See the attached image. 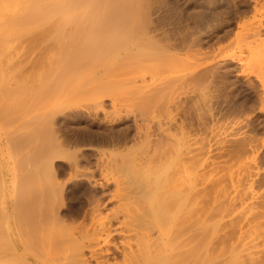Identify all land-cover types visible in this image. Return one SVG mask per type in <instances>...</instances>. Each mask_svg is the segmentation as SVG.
I'll use <instances>...</instances> for the list:
<instances>
[{
	"label": "bare ground",
	"instance_id": "obj_1",
	"mask_svg": "<svg viewBox=\"0 0 264 264\" xmlns=\"http://www.w3.org/2000/svg\"><path fill=\"white\" fill-rule=\"evenodd\" d=\"M170 1L0 0V57H2V53L6 57L9 53L8 58L10 59L6 63L4 60L8 58L2 57L3 60H0L2 62L0 63V120L2 118L6 120V117L12 116L14 121L17 120L14 123L19 122L17 129L6 133V135L9 134L7 138L11 145H8V148L13 146L16 148V151L13 147V150L10 149L11 151L8 153L18 157L17 154L21 150L22 154L20 153V155L23 156L22 158L18 157L16 161L15 158L12 159L14 155H8L11 156V162L12 160L17 162V166H15L17 170H15L18 172L17 175L13 174L16 178H13L15 182L12 193L9 194L0 150V264H264V250H260L261 247L264 249V245L262 246L264 244V228L261 230L260 225L255 226L254 222H250L255 230L259 228L258 231L253 232L256 233L254 236L253 233L251 234V231L254 230L252 226L249 228H252L250 231L246 230L250 233L243 231L241 218L238 219V222H241H239L240 226L237 223V225L234 224L236 222L233 219L235 214L230 218L234 222H230L231 224L225 222V218L227 219V216L231 215H224L225 211L232 209L230 207L234 206L239 199L243 205L247 203L244 201H248L244 199H249L247 196L251 197L250 200L256 198L255 182L250 175L252 171L245 175L243 174L246 172L245 168L242 169L241 166V170L238 171L242 173L236 172L242 176L245 175L246 178L242 180L243 177L239 175V178L236 179L237 173L235 176L233 174L235 171L231 173L230 170L232 167L234 169L238 166L237 164L235 167L233 164L232 167L228 165L227 167L225 164V168L221 164L220 168L215 162L217 171L218 168L220 170L223 168L225 173L222 170V174L224 173L228 177L224 174L214 173L215 164L214 161L211 162V155L214 154H211L208 146L199 147L201 149L197 150V154L195 151L199 148L191 147L187 137L189 131L185 132L187 126L184 125L186 123L179 125L175 122L174 118L176 117L170 116L171 113L173 115L170 107L180 108L177 107L178 105L171 106L174 105L172 97L179 85L185 86L189 81L196 84L197 80L203 83L198 85L197 82V87H199H194V90L195 88L198 90L207 81L210 68L203 67V64L196 65L197 62L191 60V54L197 51L203 55L202 48L204 50L205 46L209 47L211 41L203 40L200 36L197 37V34L196 37L194 36L195 31L204 29L208 24L209 13L208 15L204 12L192 14L184 9L177 11V8H182L187 3H195L199 9L203 8L207 4L206 0L203 2L200 0H174L175 5L173 6L172 3L169 4ZM255 3L257 2L255 1ZM262 4L260 8L264 5ZM208 6H210L209 3ZM237 7L235 15H232L237 16V19L244 16L247 11L250 12V8L248 9L247 6ZM254 8L252 9L254 10ZM262 12L260 15L264 17V12ZM170 16L176 17V19L173 23L166 24ZM183 19L193 21L194 27L191 29V26L187 28L183 26L182 30L180 24ZM261 20L263 19L261 18ZM166 25L172 26L175 30L166 32L163 29ZM185 25L188 26V24ZM261 26H263L261 23L259 28H254L256 27L254 26V29H250L248 26V34H251L250 38L247 35L245 38L255 39L247 41L248 47L250 43L252 46L254 45L253 48L252 46L248 48V50L251 48L250 54L256 53L255 46L258 47L255 49L257 51L259 47H261L259 51L264 48V28ZM231 27L228 29H233ZM228 29H218L219 31L213 33L215 34V43L221 39L226 40L231 31ZM261 37L263 38L262 44L259 40ZM254 41L258 42L257 45L254 44ZM9 43L13 45V48L9 47ZM7 49H13L14 52L8 51L7 53ZM259 51L257 53H260ZM5 52L6 54H4ZM250 54L249 56H252ZM261 57L263 59L264 55ZM254 59L258 64L256 58ZM248 60L246 59V61ZM191 61L193 62L191 63ZM253 62L251 59L250 65ZM2 64L4 65L2 66ZM214 66L211 65V72L213 68H216ZM176 67L179 69L182 67V70L180 69V71ZM173 69L175 74H178L179 71L183 73L179 72L178 76H170L173 74ZM147 70H149L148 74H157L159 77L156 75L158 78L155 79V75H153L150 79L151 83H148L145 76L138 75L142 74L139 71ZM167 71L170 72V77L167 76ZM165 74L166 76H164ZM136 75L140 79H136ZM188 85L190 88L193 87V85ZM205 91V95H208L209 92ZM197 92L200 93L199 90L195 91L196 94ZM124 95H127L128 98L124 101L127 103V100L130 99L132 103L126 110L121 111L119 108L121 103L118 102ZM176 97L178 96L175 95V102ZM107 99L110 101L111 108L109 109L106 107ZM202 99L204 100V98ZM172 102L173 104H171ZM65 108L66 110L69 108L64 112L65 114L63 113L66 116L68 111L69 116L76 118L83 116L98 118L101 113L104 120L112 124L122 122L132 115L133 122L137 126L136 137L131 139L135 143L132 145L136 146L135 149L133 147L127 150L129 144H126L127 147H125L122 141L119 144V136L115 143L116 145L122 144L125 148L122 149L119 146L122 150L114 148L115 151H112L113 148H111L112 152L109 153L104 150L98 151V148L96 151L97 146L95 147L94 143L89 142L90 140L89 144L81 143L86 146L83 149L85 153L86 151H91V153L95 151V158L98 162L96 167L100 170L97 171L101 174L102 182H105V185L102 186H106L105 188L114 187H112L114 190L110 192L111 195L109 194V201H107L109 203L106 208H104L105 206L102 208L103 205L100 206L101 198V200L93 198L91 203L89 202L90 206L88 205L89 208L82 224L84 228L79 226L84 230H80L76 225H73V229L72 225H69L71 229L66 227L67 222L64 221L65 218L61 221L59 212L60 206L64 205V200L62 199L63 187L61 183H58L56 163L68 161L75 164L78 162V154L81 152V150L72 152L73 147L70 149V146H64L61 143L62 137L59 139V133V137L57 136L54 121L57 119V113L61 116L62 110ZM166 110L171 112L167 114H170L168 116L172 118L169 117L167 122L164 118L165 122H163L161 117H168L165 113ZM12 120L9 121L12 122ZM9 121L5 123H9ZM5 123L1 126H4ZM5 127L8 128L7 125ZM178 130L180 132H177ZM108 134L106 137H100L101 140L98 139V142H102L101 144L110 142L112 138L108 137ZM125 137V141H127V136ZM255 137L254 135L250 139H257ZM113 138L115 139V137ZM124 139L122 140L124 141ZM236 139L238 140V138ZM236 139L232 144L241 148L243 146L252 147L250 143L255 142L254 139H251L253 142L249 143V137H245V139L242 137L239 141ZM225 140L223 138L221 143L223 144ZM115 143L105 144L115 147ZM230 143L228 142V145ZM247 147L246 149L250 148ZM231 150L228 153H231ZM245 150L242 149V151ZM80 154L83 155L82 152ZM213 158L212 156V160ZM235 159L237 160V158ZM208 164L214 165L213 174L208 175L205 171L209 168ZM211 170L213 171V169ZM227 170L232 175L228 174ZM93 179L95 180V178ZM102 186L100 187L102 188ZM62 200L63 202H61ZM10 202H13L12 208L9 205ZM60 202L62 204L59 205ZM259 204L261 203L259 202ZM263 205L264 203L257 208H264ZM246 208L250 213L257 210L254 204H250ZM235 210L228 212L235 213ZM263 213L261 212L260 216ZM63 221L65 224H62ZM84 223H88L90 228H87ZM227 223L230 224L229 227ZM257 223L259 222H256V225ZM228 228L231 229L229 232H227ZM236 236H238L237 240L231 243L236 239ZM40 239L44 243L41 244ZM258 239L261 241H257ZM40 244L43 247L35 248ZM36 253L37 256H35Z\"/></svg>",
	"mask_w": 264,
	"mask_h": 264
},
{
	"label": "rangeland",
	"instance_id": "obj_2",
	"mask_svg": "<svg viewBox=\"0 0 264 264\" xmlns=\"http://www.w3.org/2000/svg\"><path fill=\"white\" fill-rule=\"evenodd\" d=\"M174 0H171L170 2H169V4L170 3H172V6L173 5H175V3L173 2ZM207 1V4H206V6H207V8H205V7H203V8H200L199 9V7H197L196 5H195V3H187V4H185V6H182V8L181 7H179V8H177L178 10L177 11H180V10H182V9H184V10H186L188 13H200V12H204V13H206L207 15H208V13L210 14L209 16H210V18H208V16H207V18H208V24L204 27V29L202 28L201 30H199L198 29V32H200V33H198L197 31H195L194 32V36L196 35L197 37H199L200 36V38L201 39H203V40H211L210 41V43H209V47L207 46H205L204 47V50H203V48H202V51L201 52H203L204 54V56L202 55V53H198L197 51H195V52H192V54L193 55H195L196 56V59H195V56L192 58V54H191V60H193L195 63L197 62V64L196 65H200V64H203L204 66L203 67H206L207 69H208V67L210 68L209 69V72H210V74H208L207 75V77L209 76L212 80V82L209 80L210 78L208 77V79H207V81L205 82V86L204 85H202V86H200V89H198L199 90V92L200 93H198L197 92V94L195 93V91H198V90H196V88H198L197 87V84L198 85H201V84H203V83H201V82H198L197 80L195 81V83L196 84H194V82H191V83H193V84H191L190 83V81H189V83L188 84H190V85H193V89L192 88H190V86L187 84V82H186V84L189 86H187V85H185V86H178V90H176V91H180V92H176L175 91V95L176 96H178V97H176V102H175V95H173V97H172V100H173V102H174V105H171V106H173V107H176V105H178L177 107H180V108H171L170 107V110L171 111H173V115H172V113L169 111V110H166L165 111V113H166V115L168 116V115H170V114H167V113H171V115L170 116H173V118L174 117H176V118H174L175 119V122H177V124H182L183 123V125L186 123V125H184V126H187L186 128V130H185V132H187V131H189V132H187V137H188V139L190 140V144H191V147L193 148V149H196L197 147L199 148V147H203L204 145V147H206V146H208L207 148H209V150L211 151V154H214V155H211V162H213L214 161V164H215V162H216V164H217V166H221V164H222V166H224V168H225V164H226V166L228 165L229 167L231 166L232 167V164H233V166L235 167V165L237 164L238 166H236L234 169H233V167H232V170H230V169H228V168H226V169H228V170H230L231 171V173L233 172V171H235V172H233V174H235V176H236V173L238 172V173H240L241 171H238V170H241V166H242V169H244L245 168V170L244 171H246V172H244L243 174H247V173H250L251 171H252V173H250V175H252V180L255 182V184H254V193H256V198L255 199H252V200H250V196H247V197H249V199H244V200H248V201H244L243 199V201L246 203H248V205H250V204H254L255 206H256V208H257V206L259 207V205H262V203H264V190H263V188H264V99H262V98H264V97H262V96H264V76H262V75H264L263 74V72H264V62H260V61H264V57H263V59H261L262 57L261 56H263L264 55V52H262L263 50H264V48H263V46L262 45H260V44H262V40H263V38L261 37V39L259 38V40H260V44H259V46H262V48H263V50H260L259 51V49L261 48V47H259V49H258V51L261 53H257L258 51L257 50H255L256 48H258L257 46H255L254 48V51H256V53L254 54V53H252V54H250L251 53V51L249 52V50H251V48L248 50V48L250 47V46H252L251 44L252 43H250L249 45V47H248V43H247V41L248 42H250V40H252V39H249L250 38V34H248V32H249V27H250V29L252 28V29H254V28H259V26H260V23L264 26V17H262L260 14H261V12L263 11L264 12V1L263 0H206ZM213 1H214V3H213ZM249 3H248V2ZM254 1V2H253ZM255 1L257 2V3H255ZM200 2H203V0H200ZM259 2H261V3H259ZM262 2H263V4H262ZM174 3V4H173ZM199 3V2H198ZM208 3H209V5L211 6H208ZM212 3V4H211ZM255 3V4H254ZM258 3H259V5H258ZM192 4V5H191ZM238 4H242L241 6L240 5H238ZM249 4V5H248ZM261 4L263 5L261 8H260V6H261ZM216 5V6H215ZM239 6V7H246L247 6V8L249 9L250 8V12L249 11H247L246 12V14H244V12H243V14H244V16H240L238 19H237V16H232V15H235V11H236V9L238 8L237 6ZM251 5V6H250ZM259 7H258V6ZM217 7L218 9H216L215 7ZM250 6V7H249ZM256 6H257V9H256ZM208 7H209V9H208ZM213 7V8H212ZM253 7H255L254 8V10L252 9ZM205 8V9H204ZM221 8V9H220ZM203 9V10H202ZM212 9V10H211ZM223 9V10H222ZM263 9V10H262ZM217 10V11H216ZM261 10V11H260ZM222 11H224V12H222ZM253 12V13H252ZM259 12V13H258ZM262 12V13H263ZM218 13V14H217ZM221 14V16H220V14ZM248 13V14H247ZM182 14V13H181ZM242 14V13H241ZM240 14V15H241ZM253 16H252V15ZM250 15V16H249ZM248 16V17H247ZM264 16V15H263ZM233 17H235V18H233ZM252 17H254V18H252ZM258 17V19H256ZM184 18V17H183ZM261 18L263 19V20H261ZM176 19V17H169V21H167L166 22V24H168V23H173L174 22V20ZM240 19V20H239ZM243 19V20H242ZM254 19H255V21H254ZM168 20V19H167ZM184 20H186V21H184ZM230 20V21H229ZM237 20V21H236ZM239 20V21H238ZM236 21V22H235ZM262 21V22H261ZM182 23L180 24V27L182 26V30L184 29V27L183 26H186L185 28H187V27H190L191 29L194 27V23H193V21H189V20H187V19H183L182 21H181ZM260 22V23H259ZM220 23H221V26H220ZM185 24H188V26L187 25H185ZM251 25V26H250ZM167 26V27H166ZM163 29L166 31V32H168V31H170V30H172V31H174L175 30V28H173L172 26L170 27V26H168V25H166ZM208 26V27H207ZM232 26V27H231ZM238 26V27H237ZM249 26V27H248ZM254 26H256V27H254ZM263 26H261L262 28H264ZM213 27H215V28H213ZM217 27V28H216ZM220 27V28H219ZM233 28V29H228V28ZM245 29H244V28ZM254 27V28H253ZM260 27V28H261ZM171 28V29H170ZM206 28V29H205ZM223 28V29H222ZM217 29V30H216ZM227 30L228 29V31L229 30H231L229 33H228V35H227V37H226V40L225 39H221V40H219V41H217L216 43H215V40H214V35L215 34H213V33H215V32H217V31H219V30ZM244 30H246V31H244ZM248 30V31H247ZM243 31V33H241ZM224 32V31H223ZM202 34V35H201ZM213 34V35H212ZM231 35V36H230ZM234 35V36H233ZM247 35V37H249V38H245V36ZM195 36V37H196ZM229 36V37H228ZM242 36H244V37H242ZM263 37H264V32H263ZM239 38V39H238ZM245 38V39H244ZM252 38V37H251ZM254 38H257V37H254ZM242 39V40H241ZM249 39V40H248ZM239 40V41H238ZM244 40H246L245 42H244ZM253 40H255V39H253ZM252 40V41H253ZM241 41V42H240ZM237 44H236V43ZM240 42V43H239ZM255 42V41H254ZM264 42V41H263ZM12 43V42H11ZM11 43H9V47L10 48H13V45L11 44ZM213 45H212V44ZM235 43V44H234ZM247 43V44H246ZM256 43H258V42H255L254 44H256ZM12 46H11V45ZM232 44H234V45H232ZM241 44V45H240ZM247 46H246V45ZM219 45V46H218ZM239 45H240V49H239ZM257 45V44H256ZM210 46H211V48H210ZM254 46V45H253ZM253 46H252V48H253ZM9 48V49H10ZM197 48V47H196ZM209 48V49H208ZM9 49H7V53H8V51H11L12 53L14 52L13 51V49H11V50H9ZM198 49V48H197ZM211 50V51H210ZM242 50H244V51H242ZM246 50H248V51H246ZM253 50V49H252ZM194 51V50H193ZM253 51V52H254ZM211 52V53H210ZM246 54H245V53ZM198 53V55H196ZM244 56H242L241 54ZM250 55H252V56H249V54ZM4 54H6V52L4 53ZM207 54V55H206ZM213 54V55H212ZM254 54V55H253ZM263 54V55H262ZM8 56L6 57L5 55H3V53L1 54V56L3 57V58H8L9 57V53L7 54ZM12 54H10V56H11ZM248 55V56H247ZM257 57H256V56ZM203 56V57H202ZM212 56V57H211ZM240 56H242L241 58H240ZM246 56V57H245ZM2 57H0V60H3V59H1ZM12 57V56H11ZM10 57V58H11ZM211 57V58H210ZM248 57V58H247ZM251 57V58H250ZM256 58V61H257V63L258 64H256V62H255V59L254 58ZM198 58V59H197ZM245 58V59H244ZM259 58H260V61H259ZM12 59H13V57H12ZM201 59V60H200ZM246 59L249 61H246ZM251 59H252V61H254L253 63H251V65H250V61H251ZM8 60V62L10 61V59L8 58V59H5L3 62L4 63H6V61ZM214 62H213V61ZM193 61H191V63L193 62ZM243 61V62H242ZM260 63H259V62ZM199 62V63H198ZM219 62V64H217ZM247 62V63H246ZM0 63H2L1 61H0ZM195 63H193V64H195ZM213 63V64H212ZM214 63H216V64H214ZM240 63V64H239ZM7 64H9V63H7ZM11 64V63H10ZM249 64V65H248ZM255 64V65H254ZM260 64V65H259ZM4 64H2V66H3ZM211 65H212V67L214 66V67H216V68H213V70H215V71H213L212 70V72H211V69H212V67H211ZM262 65V66H261ZM193 67H196V66H194L193 65ZM192 67V68H193ZM219 69H218V68ZM229 67V68H228ZM239 67V68H238ZM249 67H251V68H249ZM262 67V68H261ZM176 68H178V67H176ZM182 68V67H181ZM180 68V69H181ZM224 68V69H223ZM245 68V69H244ZM179 69V68H178ZM179 69V70H180ZM218 69V70H217ZM249 69H251L250 70V72H249ZM262 69V70H261ZM170 70H172V69H170ZM177 70V69H176ZM178 70V71H179ZM182 70V69H181ZM180 70V71H181ZM168 71H169V69H168ZM167 71V72H168ZM177 71V72H178ZM179 71V72H180ZM140 73H142V74H138V75H143L142 77H146V79H147V81H149L148 83H151L150 81V79H151V77L153 76V75H155L154 76V78L156 79V78H158L159 76L157 75V74H152V73H149L148 74V72H149V70H147V71H139ZM138 72V73H139ZM175 72V70L173 69V74L172 75H170V76H178V74H179V72H178V74H175L174 73ZM244 72V73H243ZM253 72V73H252ZM137 73V72H136ZM169 73L170 72H168V73H166L167 74V76H169ZM180 73H183V72H180ZM215 74V75H213V74ZM152 74V75H151ZM166 74L164 75V76H166ZM217 74V75H216ZM138 75H136L137 76V78L136 79H140L139 77H138ZM146 75H148V76H146ZM151 75V76H150ZM158 77H157V76ZM133 76H135L134 74H133ZM150 76V77H149ZM163 76V77H164ZM169 76V77H170ZM141 77V78H142ZM214 78V79H213ZM153 81V80H152ZM214 81V82H213ZM198 82V83H197ZM210 82V83H209ZM201 83V84H200ZM256 83V84H255ZM258 83V84H257ZM209 84H210V86H209ZM181 85H182V83H181ZM196 85V86H195ZM207 85V86H206ZM220 85V86H219ZM224 85V86H223ZM194 87H196L195 88V90H194ZM203 87V88H202ZM219 87V88H218ZM260 87V88H259ZM180 88V89H179ZM205 88H207V89H205ZM245 88V89H244ZM184 90V91H182V90ZM202 89H205V90H202ZM225 91H224V90ZM194 90V91H193ZM223 90V91H222ZM190 93H189V92ZM194 93H193V92ZM202 91H203V93H202ZM204 91L207 93V92H209L208 93V95H205V93H204ZM183 92V93H182ZM221 92V93H220ZM224 92V93H223ZM258 92V93H257ZM261 92V93H260ZM182 93V94H181ZM185 93V94H184ZM192 93V94H191ZM190 94V95H189ZM195 94V95H194ZM259 94H260V96H259ZM198 95V96H197ZM202 95H205L204 97L202 96ZM184 96V97H183ZM196 96H197V98H196ZM200 96V97H199ZM209 96V98H207ZM226 96V97H225ZM189 97V98H188ZM220 97V98H219ZM225 97V98H224ZM229 97V98H228ZM124 98V99H123ZM174 98V99H173ZM193 98V99H192ZM202 98H204V100L202 99ZM207 98V99H206ZM212 100H211V99ZM228 98V99H227ZM125 99H128L127 98V95H124L123 97H121V101L119 100V102L118 103H121V104H119V105H121V106H119V108L121 109V111L122 110H126L130 105H131V101H130V99L129 100H127V103H126V101H124ZM183 99V100H182ZM192 99V100H191ZM251 99V100H250ZM194 100V101H193ZM201 100H203V101H201ZM207 100V101H206ZM211 102H210V101ZM186 101V102H185ZM200 101V102H199ZM208 101H209V103H208ZM110 101L107 99L106 100V107L109 109V108H111L110 107V103H109ZM173 102L171 103V104H173ZM202 102H203V104H202ZM205 102V103H204ZM207 102V103H206ZM239 102V103H238ZM245 102V103H244ZM128 103H130V104H128ZM176 103V104H175ZM180 103V104H179ZM191 103V104H190ZM192 104H193V106H192ZM209 104V105H208ZM241 106H240V105ZM109 105V106H108ZM122 105H124V106H122ZM180 105V106H179ZM243 105V106H242ZM248 105V106H247ZM253 105V107H251ZM192 106V109L190 108ZM204 106V107H203ZM207 106V107H206ZM209 106V107H208ZM234 106V107H233ZM65 107V106H64ZM63 107V108H64ZM211 107V108H210ZM233 107V108H232ZM237 107V108H236ZM246 107V108H245ZM251 107V108H250ZM187 108V109H186ZM202 108H204V109H202ZM207 108H209L208 110H207ZM179 109H181V110H179ZM182 109H184V110H182ZM198 109V110H197ZM251 109V110H250ZM67 110H69V108H67ZM66 110V108L64 109V110H62L63 112L61 113L62 115L60 116V114L59 113H57L56 115V117H57V119H56V121H54L55 123V125H56V130H57V136H58V133H59V139L61 138V143L64 145V146H66V147H71L70 149H72V147H73V149L71 150L72 152L74 151V152H78V151H80L81 150V152L83 153V155H81L80 153L78 154L79 156V160H78V162L77 163H75V164H72V162H68V161H63V162H57L56 163V166H55V168H56V170H57V173H58V183L60 184L61 183V186L63 187L62 189V199L64 200V205L63 206H60L61 207V210L59 211L60 212V218H62L61 219V221L65 218V222H67L66 224L64 223V221H63V223L62 224H65L66 225V227H69V225H72V229H73V225H76L78 228H80L79 226H82V224H83V220L85 219V216H86V211L88 210V208H89V206H90V203H91V201L93 200V198H94V200H101V202L99 203L100 204V206H102V208L104 207V208H106L107 207V205H108V203L109 202H107V201H109L108 199V197L111 195L110 194V192H112L111 190H114V189H112V187L113 186H110V187H107V188H105L106 186H102V185H105L104 183L105 182H102V178H101V174H100V170L96 167L97 165H98V162H97V159L95 158L96 157V155H95V151H94V153H91V151H86V153L83 151V149H85V147L86 146H83L81 143H88L89 144V142H92V143H94V145H95V147H96V151H97V148H98V151L99 150H104L105 152L106 151H108V153L109 152H112V151H115V150H117L118 148H119V146L122 148V149H124L125 147H127V145L126 144H129L128 145V147H127V150L128 149H132L133 147H134V149H135V147L136 146H132V145H134L135 143H133V140H131V139H134L136 136H135V134H137L136 133V131H137V126H136V124L133 122L134 121V118H133V116L132 115H130V116H128V118H126L124 121H122V122H118V123H116V124H112V123H109L107 120H104V116H103V114H101L100 113V115L98 116V118H94V117H87L86 118V116H83L82 118H76V117H74V116H69L70 114H69V111L68 112H66L68 115L66 116V115H64L65 113V111H67ZM176 110V111H175ZM178 110V111H177ZM204 110H206V111H204ZM253 110V111H252ZM168 111V112H167ZM187 111V112H186ZM201 111V112H200ZM204 111V112H203ZM61 112V111H60ZM176 112V113H175ZM181 114H180V113ZM204 113V115H203V113ZM247 112V113H246ZM64 113V114H63ZM163 113H164V111H163ZM165 113H164V115H165ZM175 113V114H174ZM201 113V114H200ZM243 114V115H242ZM163 115V114H162ZM165 115V116H166ZM202 115V116H201ZM170 116H168L167 118L166 117H161V120L163 121V122H167L169 119V117ZM180 116V117H179ZM12 116H9V117H6V120L4 119V118H2V120H0V123H1V121H2V123H1V125L2 124H4L6 121H9V120H12L13 119V117L11 118ZM55 117V118H56ZM8 118V119H7ZM70 118V119H69ZM74 118H76V119H74ZM165 118V119H164ZM170 118H172V117H170ZM184 118H185V121H183L184 120ZM4 119V120H3ZM165 121H164V120ZM69 120V121H68ZM72 120V121H71ZM103 120V121H102ZM180 120H182V121H180ZM4 121V122H3ZM15 121H17L16 119H15ZM14 121V119L12 120V122H10L9 121V123H5V125H7L8 126V128H10L9 130H7L8 128L7 127H5V125L4 126H1L0 127V150H1V157H2V165H3V167L5 168L4 170H5V178H6V184H7V191H8V193L9 194H11L12 193V190H13V185H14V182H15V179H13V178H16V176H14V175H17L18 174V172L16 171L17 169H16V167L15 166H17V158L19 157V158H22L23 156H21L20 155V153L22 152L21 150L19 151V154H17V155H19L18 157H16V155L15 154H9L8 152L9 151H11L10 149H12L13 150V147L11 148H8L9 146L8 145H10L9 143H8V136H9V134H7L6 135V133L8 132H11V131H14V129H17V127L19 126V122H16V123H14L15 122ZM64 121V122H63ZM179 121V122H178ZM58 124H57V123ZM181 122V123H180ZM188 123V124H187ZM206 123V124H205ZM12 124V125H11ZM177 124H175L176 126H177ZM195 124V125H194ZM58 125V126H57ZM60 125V126H59ZM113 127H111V126ZM182 125V126H183ZM189 126V127H188ZM62 127V128H61ZM107 127V128H106ZM112 128V129H110V128ZM251 127V128H250ZM254 127V128H253ZM259 127V128H258ZM57 128H59V129H57ZM115 128V129H114ZM136 128V129H135ZM189 128V129H188ZM199 128V129H198ZM184 129H185V127H184ZM6 130V131H5ZM208 130V131H207ZM252 130V131H251ZM110 131H111V133H110ZM251 131V132H250ZM103 132V133H102ZM173 132H176V131H173ZM177 132H180V130H178ZM205 132V133H204ZM208 132V133H207ZM108 133H110V134H108ZM115 133V134H114ZM122 133V134H121ZM134 133V134H133ZM190 133V134H189ZM214 133V134H213ZM216 133V134H215ZM218 133V134H217ZM236 134V136H235V134ZM63 135V136H61V135ZM106 134H108V137H110V138H112L111 140H110V142L109 141H107V142H105V143H111V142H114L115 143V141H117V139L116 138H118V136H119V138H118V143L120 144V142L122 141V144H125L123 147L121 146V145H118V147H117V145H116V143H115V147L113 146H108L109 144H101L102 142H98L99 140L98 139H100L101 140V138L100 137H106L107 135ZM220 134V135H219ZM241 134V135H240ZM249 134V135H248ZM112 135H114V136H112ZM256 136L255 138H257V139H254V138H251L252 140L254 139V143H250V142H253L251 139H250V137H253V136ZM4 136V137H3ZM124 136V137H123ZM125 136H127V141H125L126 140V137ZM189 136H190V138H189ZM207 136V137H206ZM217 136V137H216ZM233 136H234V138H233ZM68 137V138H67ZM107 137V138H108ZM113 137H115V139L113 138ZM214 137V138H213ZM243 137V139H245V137H249V139H250V141H249V143H250V145H252V147L251 146H248V147H250V148H248L247 146H243L242 148L240 147V146H234L233 144H232V142H233V140H235L236 138H238V140L237 141H239V139H241ZM6 138H7V140H6ZM125 138V139H124ZM201 138H202V141H201ZM207 138V139H206ZM223 138H224V140L225 139H228L227 141L225 140V142L223 141V144L221 143L222 142V140H223ZM64 139V140H63ZM78 141H77V140ZM121 139V140H120ZM122 139H124V141L122 140ZM215 139V140H214ZM221 139V140H220ZM231 139V140H230ZM83 140V141H82ZM87 140V141H86ZM90 140V141H89ZM199 140H200V143H199ZM257 140V141H256ZM262 140V141H261ZM71 141V142H70ZM82 141V142H81ZM89 141V142H88ZM132 141V142H131ZM66 142H67V144H66ZM78 142V143H77ZM228 142L230 143L229 145H228ZM71 143V144H70ZM73 143V144H72ZM195 143V144H194ZM218 143V144H217ZM263 143V144H262ZM3 144H5L4 145V147H3ZM70 144V145H69ZM131 144V145H130ZM192 144H194L193 146H192ZM200 144V145H199ZM203 144V145H202ZM7 145V146H6ZM74 145V146H73ZM105 145V146H104ZM222 145V146H221ZM225 145V146H224ZM233 145V146H232ZM253 145H256V146H253ZM11 146V145H10ZM102 146H104V147H102ZM130 146H132V147H130ZM2 147V148H1ZM196 147V148H195ZM211 147V148H210ZM231 147H233V148H231ZM236 147H237V149H236ZM246 147L248 148V149H246ZM4 148V149H3ZM9 150H8V149ZM111 148H113V150L112 151H110L111 150ZM114 148H116L115 150H114ZM121 148H119L120 150H122ZM201 148H199V149H196V151L195 152H197V150L199 151ZM206 148V149H207ZM222 148V149H221ZM231 149H233V150H231V153H228V152H230V150ZM241 148V149H240ZM252 148H254V149H252ZM16 148L14 147V151H16L15 150ZM107 149V150H106ZM234 149H235V151H234ZM242 149H246L245 151H247L248 152V154L249 153H251V154H247V152H245V151H242ZM17 150H19V149H17ZM213 150V151H212ZM228 150V151H227ZM243 152V154L241 153V151ZM255 150V151H254ZM7 151V152H6ZM13 151V152H14ZM222 151V152H221ZM235 153H234V152ZM249 151H251V152H249ZM4 152V153H3ZM6 152V153H5ZM237 152V153H236ZM240 154H239V153ZM246 154H245V153ZM256 152V153H255ZM11 153V152H10ZM16 153V152H15ZM17 153H18V151H17ZM222 153V154H221ZM224 153V154H223ZM235 155H237V156H240V155H242L243 156V158L245 159H243V158H241L242 156H240V157H237V156H235ZM253 153H255V154H253ZM5 154H7V155H5ZM22 154V153H21ZM25 154V153H24ZM197 154H198V152H197ZM231 155V156H229V155ZM245 154V155H244ZM8 155H11V156H13L12 157V159L13 158H15L16 159V161H14L13 162V160H12V162H11V156L9 157ZM8 156V157H7ZM21 156V157H20ZM83 156V157H82ZM212 156L214 157L213 158V160H212ZM221 156V157H220ZM235 156V157H234ZM80 157H82V158H80ZM218 157V158H217ZM231 157V158H230ZM216 158V159H215ZM221 158V159H220ZM235 158H237V160L235 159ZM239 158V159H238ZM251 158V159H250ZM228 159V160H227ZM233 159V160H232ZM241 159V160H240ZM20 160V159H19ZM226 160V161H225ZM232 160V161H231ZM240 160V161H239ZM247 160H248V162H247ZM255 161V162H254ZM8 162V163H7ZM11 162V164H9ZM16 162V163H15ZM19 162V161H18ZM245 162V163H244ZM7 163V164H6ZM13 163V164H12ZM68 163V164H67ZM244 163V164H243ZM72 164V165H71ZM216 164H215V169H216ZM12 165V166H11ZM248 165V166H247ZM76 166V167H75ZM209 166V168H207ZM208 166L206 167L207 169L205 170L206 172H207V174L209 175V174H213V172H214V165L212 164V166L211 165H209L208 164ZM221 166V167H222ZM227 166V167H228ZM246 166V167H245ZM251 166V167H250ZM15 167V168H14ZM213 167V168H212ZM220 167V168H221ZM244 167V168H243ZM76 168V169H75ZM81 169V170H79V169ZM218 168V167H217ZM220 168H218L219 170L217 171V169L215 170V172L214 173H217V174H221V175H223L225 172V170L222 168V170H223V174H222V170H220ZM239 168V169H238ZM246 168H248L249 170L247 171V169ZM257 168H258V170H257ZM16 169V170H15ZM210 169V170H209ZM211 169H213V171L211 170ZM252 169V170H251ZM259 169H262V170H259ZM14 170H15V173H14ZM73 170V171H72ZM76 170H78V171H76ZM93 170V171H92ZM97 170H99V171H97ZM227 170V171H228ZM254 170H256V171H254ZM11 171H12V173H11ZM79 171H80V173H79ZM84 171V172H83ZM90 171V172H89ZM217 171V172H216ZM221 171V172H220ZM226 171V172H227ZM237 171V172H236ZM73 174H72V173ZM77 172V173H76ZM89 172V173H88ZM211 172V173H210ZM218 172H220V173H218ZM254 172V173H253ZM11 173V174H10ZM93 173V174H92ZM229 171H228V174H230V175H232ZM237 173V178L236 179H238L239 178V175L240 174H238ZM242 173V172H241ZM14 174V175H13ZM78 174V175H77ZM80 174H82V175H80ZM86 176H85V175ZM259 174V175H258ZM9 175V176H8ZM14 177H13V176ZM60 175V176H59ZM90 176V177H87V176ZM207 175V176H208ZM215 176H216V174H214ZM225 175V174H224ZM230 175H229V177H230ZM242 176V174L240 175V177L242 176L243 178H241L242 180H244V178H246V176ZM80 176V177H79ZM85 176V177H84ZM225 176H227V175H225ZM8 177V178H7ZM75 177V178H74ZM228 177V176H227ZM259 177V178H258ZM263 177V178H262ZM10 178V179H9ZM72 178V179H71ZM78 178V179H77ZM93 178H95V180L93 179ZM8 181H10V182H8ZM253 182V183H254ZM96 183V184H95ZM98 183V184H97ZM100 184V185H99ZM11 185V186H10ZM100 186H102V188L100 187ZM114 188V187H113ZM230 191H231V189H230ZM258 192V193H257ZM110 194V195H109ZM247 195V194H246ZM261 195V196H260ZM242 197H244L245 198V196H242ZM241 197V198H242ZM101 198V199H100ZM107 199V200H106ZM10 200V199H9ZM63 200L61 201V202H63ZM88 200V201H87ZM104 200V201H103ZM240 200V199H239ZM238 200V201H239ZM249 200H250V202H249ZM236 201V203H237V205H236V203H235V205L234 206H232V207H230V208H232V209H230V208H228V209H230V210H232V211H230V210H228L229 212H234V210H235V213H229L228 211H225V214L224 215H231V216H227V219L225 218V222H228V223H234V222H232L233 220L232 219H230V218H232V215H234L233 217V219H235V223L234 224H239L240 225V223L238 222V219H240L241 221H243V225H244V223H245V225L247 226H241V227H243V231L245 230H248V231H250L251 229H249L250 228V226H252V225H250L251 223H253V225L255 224V226H259L260 225V227L259 228H262L261 230H263V228H264V208H257V210L255 211V210H253L251 213H250V211L246 208L247 206H246V204H241V201ZM59 203V205L60 204H62V203ZM90 202V203H89ZM257 202V203H256ZM259 202L261 203V204H259ZM79 203V204H78ZM103 203V204H102ZM239 203V204H238ZM12 204H13V202H10L9 203V205H11V208H12ZM106 204V205H105ZM257 204V205H256ZM259 204V205H258ZM58 205V206H59ZM89 205V206H88ZM242 205V206H241ZM241 206V207H240ZM209 207H210V205H209ZM215 207V206H214ZM234 207H235V209H234ZM260 207H262V206H260ZM263 207H264V205H263ZM211 208V207H210ZM73 209V210H72ZM212 209V208H211ZM214 209V208H213ZM234 209V210H233ZM242 209H244V211H242ZM80 210V211H79ZM247 210V211H246ZM224 212V211H223ZM227 212V213H226ZM256 212V214H254ZM257 212H258V214H257ZM263 213V214H261V216H260V213ZM85 213V214H84ZM246 213V214H245ZM247 213H249L248 215H247ZM84 214V215H83ZM238 214V215H237ZM62 215V216H61ZM240 215V216H239ZM256 215V216H255ZM263 215V216H262ZM235 216H237V218H235ZM246 216V217H245ZM252 216H254V217H252ZM260 216V217H259ZM84 217V218H83ZM229 217V218H228ZM243 217V218H242ZM248 217V218H247ZM263 217V218H262ZM259 218V219H258ZM231 221H230V220ZM243 219V220H242ZM228 220V221H227ZM259 222V223H257V225H256V222ZM262 220V221H261ZM85 222V221H84ZM88 222V221H87ZM224 222V223H225ZM248 222V223H247ZM251 222V223H250ZM260 222H261V224H260ZM61 223V222H60ZM86 223V222H85ZM84 223V224H85ZM89 223V222H88ZM85 224L86 225V227L87 228H90V227H88V225L89 224ZM228 223H227V225H228ZM230 223V224H231ZM230 224L228 225V227L230 226ZM236 224V225H237ZM248 224V225H247ZM84 225V226H85ZM263 226V227H262ZM83 227V226H82ZM82 227L80 228V230H84V229H82ZM86 227H85V229H86ZM253 227V229L255 228L254 226H252ZM70 228V227H69ZM68 228V229H69ZM78 228H76V229H78ZM84 228V227H83ZM244 228H248V229H244ZM259 228H258V230H259ZM71 229V228H70ZM230 228H228V230H227V232H229L230 230H229ZM79 230V229H78ZM77 230V231H78ZM257 230V228H256V230L254 229L253 231H251V234L253 233V232H255V231H258ZM70 231V230H69ZM72 231V230H71ZM74 231H75V226H74ZM76 232V231H75ZM247 232V231H246ZM247 233H250V232H247ZM254 234V236H255V234L256 233H253ZM237 238H238V236H236V239H234L231 243H234L235 242V240H237ZM38 240V239H37ZM36 240V241H37ZM41 240V239H40ZM257 241H261L260 239H258ZM256 241V242H257ZM40 242V241H39ZM38 242V243H39ZM36 243V242H35ZM42 243H44V241H42L41 240V244ZM37 244V243H36ZM36 245L37 247H35V248H40V246L41 247H43V245ZM236 244H237V242H236ZM261 245V244H260ZM264 244H262V246H263ZM264 247V246H263ZM262 248V247H261ZM260 248V250H264L263 248L261 249ZM35 252V251H34ZM39 253V252H38ZM35 256H37V253L35 254Z\"/></svg>",
	"mask_w": 264,
	"mask_h": 264
}]
</instances>
